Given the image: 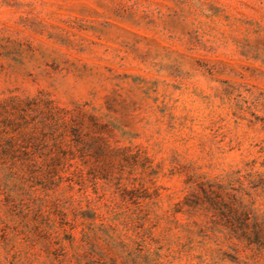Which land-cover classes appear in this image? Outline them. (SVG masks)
Here are the masks:
<instances>
[{
    "label": "rangeland",
    "instance_id": "obj_1",
    "mask_svg": "<svg viewBox=\"0 0 264 264\" xmlns=\"http://www.w3.org/2000/svg\"><path fill=\"white\" fill-rule=\"evenodd\" d=\"M0 264H264V0H0Z\"/></svg>",
    "mask_w": 264,
    "mask_h": 264
}]
</instances>
